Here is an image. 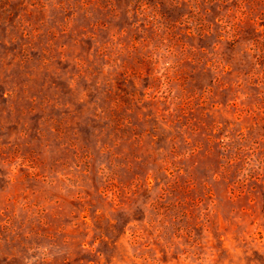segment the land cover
<instances>
[{"label":"rangeland","instance_id":"374dc122","mask_svg":"<svg viewBox=\"0 0 264 264\" xmlns=\"http://www.w3.org/2000/svg\"><path fill=\"white\" fill-rule=\"evenodd\" d=\"M0 264H264V0H0Z\"/></svg>","mask_w":264,"mask_h":264}]
</instances>
